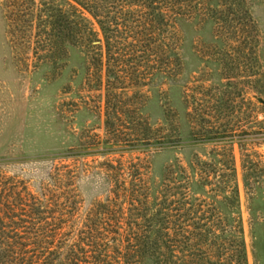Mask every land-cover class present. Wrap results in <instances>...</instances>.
Instances as JSON below:
<instances>
[{"label":"trees","instance_id":"16d2710c","mask_svg":"<svg viewBox=\"0 0 264 264\" xmlns=\"http://www.w3.org/2000/svg\"><path fill=\"white\" fill-rule=\"evenodd\" d=\"M3 6L9 34L34 63L56 67L69 46L82 48L84 83L97 91L90 100L102 108L109 152L175 143L170 115L167 127L155 128L139 112L138 86L180 74L178 19L210 23L212 39L196 51L223 77L235 74L241 59L255 61L259 39L245 0H3ZM188 89L182 100L192 137L227 144L209 151L214 157H194L189 170L169 164L153 181L143 158L105 159L98 164L109 193L83 210L74 185L77 158L65 161L70 153L53 156L34 188L0 170V264H247L232 129L199 124L197 117L208 122V110L202 103L194 109ZM84 136L80 147L98 148L95 133ZM192 183L202 188L199 195Z\"/></svg>","mask_w":264,"mask_h":264},{"label":"rangeland","instance_id":"374dc122","mask_svg":"<svg viewBox=\"0 0 264 264\" xmlns=\"http://www.w3.org/2000/svg\"><path fill=\"white\" fill-rule=\"evenodd\" d=\"M245 5L258 31L255 61L241 59L235 74L223 77L216 63L203 61L196 51L212 39L210 23L199 26L191 19H178L180 74L174 80L156 75L138 86L144 94L139 98V112L155 128L167 127L163 122L170 115L175 143L159 148L123 146L109 152L103 143L102 108L92 107L90 100L97 91L87 89L84 83L87 61L82 48L69 46L56 67L46 61L34 63L28 49L9 34L0 0V170L34 188L45 179L55 162L53 156L70 153L65 161L77 158L74 185L81 210L109 193V182L98 164L105 159L119 158L127 164L143 158L153 181L161 178L169 164L178 163L189 170L194 157H214L209 151L227 144L192 137L182 100L183 88L188 85L194 109L202 103L208 110V122L199 117L196 121L202 126L223 124L232 129L229 137L246 261L264 264V0H245ZM88 133L96 134L101 141L97 149L103 152L80 147ZM192 177L197 175L192 173ZM191 188L195 195L202 189L195 183ZM218 210L226 213L221 204Z\"/></svg>","mask_w":264,"mask_h":264}]
</instances>
